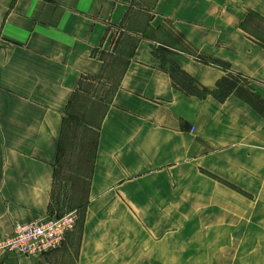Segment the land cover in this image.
Wrapping results in <instances>:
<instances>
[{"label":"crops","instance_id":"crops-1","mask_svg":"<svg viewBox=\"0 0 264 264\" xmlns=\"http://www.w3.org/2000/svg\"><path fill=\"white\" fill-rule=\"evenodd\" d=\"M154 49L197 87L231 78L264 102V0H0V240L77 209L63 177L87 186L74 264H182L166 251L234 218L221 233L264 264V117L184 94Z\"/></svg>","mask_w":264,"mask_h":264},{"label":"rangeland","instance_id":"rangeland-1","mask_svg":"<svg viewBox=\"0 0 264 264\" xmlns=\"http://www.w3.org/2000/svg\"><path fill=\"white\" fill-rule=\"evenodd\" d=\"M91 117V115H90ZM92 118V117H91ZM95 131L92 130L90 132L85 133L83 137V144L84 149L86 150L84 157H82L83 165H82V171L80 170L81 174H84L87 178L89 173V164L92 160L93 155V146L95 141ZM67 176V174H66ZM62 186L60 188L63 189L65 185L64 191H66V194L64 191L61 192V197L63 199V202L68 200L71 207L68 206V208L76 207L77 209H71L69 211H57V215L63 216L66 213L69 212H76L77 213V223L75 226V232H78L79 226L81 224L82 220V210L80 208L81 205L84 203V200L86 198V190L87 186L86 183H75L74 181L68 179V181L65 183L63 182L62 177ZM65 204V202H64ZM235 219L234 220H228V219H213L214 224L212 225V229L216 230V233H214L211 237L206 233L207 235H203L202 237V243H198V240L196 239L198 235L192 234V240L195 242H190L192 245L191 249H186L188 246V243L181 242V250L178 251H166V261H171L169 258L172 257V255L178 253L177 256L174 258H180L179 261H181L182 264H252L253 261V251L248 250L246 247L252 243H244L242 245L238 244L240 248L236 246L237 242V236L235 234L233 235H225L221 233V229L224 227L234 228L235 226ZM237 221H239L237 219ZM243 224V223H242ZM208 226V225H207ZM210 228V226H208ZM206 227V229H208ZM205 237V242H204ZM228 237V239H227ZM195 239V240H194ZM74 240V239H73ZM69 240L67 241V238H65V241L62 244V248L60 247L58 250L60 252L58 257V263L61 260L62 264H74V258L76 254V241ZM66 242V243H65ZM211 242L212 247L211 248H198L200 245H209ZM229 242V248H225L226 243ZM65 245V246H64ZM196 246V249H193V247ZM245 247V249H243ZM69 249L68 252L66 250ZM57 250V251H58ZM57 260V259H56ZM56 260L54 261V264H56Z\"/></svg>","mask_w":264,"mask_h":264},{"label":"built area","instance_id":"built-area-1","mask_svg":"<svg viewBox=\"0 0 264 264\" xmlns=\"http://www.w3.org/2000/svg\"><path fill=\"white\" fill-rule=\"evenodd\" d=\"M77 221V213L69 212L60 217L14 224L11 234L0 240V260L9 254L42 258L58 250L67 235L74 231Z\"/></svg>","mask_w":264,"mask_h":264},{"label":"trees","instance_id":"trees-1","mask_svg":"<svg viewBox=\"0 0 264 264\" xmlns=\"http://www.w3.org/2000/svg\"><path fill=\"white\" fill-rule=\"evenodd\" d=\"M153 54L160 60L162 67L168 66V73L172 79L174 87L182 91L184 94L188 96H194L199 99H204L206 96L211 95L220 102L230 94H234L249 104L256 112L264 117V102L261 101L257 96L251 94L248 90L238 87L237 84L239 82L237 80V82L230 80V77V79H222L220 82H218V90L211 92L205 88L197 87L190 76L183 72L175 63L168 60L165 56L160 55L161 53L158 50L154 49ZM216 63L222 65L220 62ZM62 153L63 150L60 147L58 150V160L60 159V155L62 156ZM55 251H52L46 255H49Z\"/></svg>","mask_w":264,"mask_h":264}]
</instances>
